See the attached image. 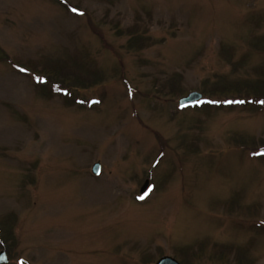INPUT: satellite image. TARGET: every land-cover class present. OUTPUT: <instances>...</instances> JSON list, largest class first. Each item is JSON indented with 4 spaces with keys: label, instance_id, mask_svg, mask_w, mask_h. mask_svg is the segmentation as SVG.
I'll use <instances>...</instances> for the list:
<instances>
[{
    "label": "rangeland",
    "instance_id": "obj_1",
    "mask_svg": "<svg viewBox=\"0 0 264 264\" xmlns=\"http://www.w3.org/2000/svg\"><path fill=\"white\" fill-rule=\"evenodd\" d=\"M243 86L264 95V0H0L8 264H264Z\"/></svg>",
    "mask_w": 264,
    "mask_h": 264
},
{
    "label": "water",
    "instance_id": "obj_2",
    "mask_svg": "<svg viewBox=\"0 0 264 264\" xmlns=\"http://www.w3.org/2000/svg\"><path fill=\"white\" fill-rule=\"evenodd\" d=\"M202 98V95L199 93H192L190 94L188 97L183 98L180 100L179 104L182 105H187L190 103H194L196 101H198L199 99ZM100 165L96 164L93 167V173L98 175L100 173ZM149 186V182L147 181L145 183V185L143 186L141 193L143 194L145 192V190L147 189V187ZM9 262V259L6 255V253L4 251L0 252V264H7ZM156 264H180L178 261H176L175 259L171 258V257H163L162 259H160Z\"/></svg>",
    "mask_w": 264,
    "mask_h": 264
},
{
    "label": "trees",
    "instance_id": "obj_3",
    "mask_svg": "<svg viewBox=\"0 0 264 264\" xmlns=\"http://www.w3.org/2000/svg\"><path fill=\"white\" fill-rule=\"evenodd\" d=\"M96 34L100 35L99 32H96ZM51 80L53 81L54 79H51ZM56 84H59V83H56ZM252 89H253L252 86H243L242 89L238 92V94L236 96H234L235 97L234 99H240L237 101H242L245 103H247L246 102L247 100H249V101L251 100V101L261 103L262 105H264V103H262V102H264V95H260L258 93L251 94V92H253ZM3 241H5V240H3ZM5 248L7 249V251H10L9 247H5ZM239 256L241 257V254H239ZM240 257H238V258H240ZM183 264H185V263L183 262Z\"/></svg>",
    "mask_w": 264,
    "mask_h": 264
},
{
    "label": "snow or ice",
    "instance_id": "obj_4",
    "mask_svg": "<svg viewBox=\"0 0 264 264\" xmlns=\"http://www.w3.org/2000/svg\"><path fill=\"white\" fill-rule=\"evenodd\" d=\"M72 11H73V12H77L78 10L75 9V8H73ZM80 14L82 15L83 13H80ZM262 103H264V102H262ZM261 154H264V153H261ZM141 198H143V197H141Z\"/></svg>",
    "mask_w": 264,
    "mask_h": 264
}]
</instances>
